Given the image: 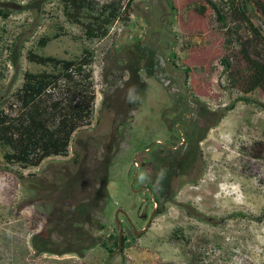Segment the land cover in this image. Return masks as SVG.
Listing matches in <instances>:
<instances>
[{"label":"rangeland","instance_id":"1","mask_svg":"<svg viewBox=\"0 0 264 264\" xmlns=\"http://www.w3.org/2000/svg\"><path fill=\"white\" fill-rule=\"evenodd\" d=\"M88 1L0 0V108L26 72L62 73L30 53L87 57L95 93L66 156L0 146V264H264V0H215L225 24L206 0ZM155 207L139 235L119 213L115 253L117 210L141 229Z\"/></svg>","mask_w":264,"mask_h":264},{"label":"trees","instance_id":"2","mask_svg":"<svg viewBox=\"0 0 264 264\" xmlns=\"http://www.w3.org/2000/svg\"><path fill=\"white\" fill-rule=\"evenodd\" d=\"M67 1L74 3L78 12L89 4L88 0ZM206 2L213 8L220 21L225 24L224 12L220 4L215 0H206ZM243 5L248 7V2L243 1ZM107 10L108 7L105 5L102 12L98 13L94 19L97 20ZM117 10L118 7H115L105 22H108L110 17H116ZM93 11V13L98 12L94 9ZM106 32L105 30L102 34L105 35ZM89 34L98 35L93 31H89ZM45 42L41 41L42 44ZM30 60L60 67L62 73L26 72L23 83L12 95V101L7 107L2 105L0 108V146L7 149L5 159L9 163H18L26 167L38 166L48 157L66 156L72 134L91 120L95 101L93 74L92 70L87 68L91 61L87 57L78 60H61L30 53ZM63 178L57 185L60 190L64 186L71 187L73 190L72 187L81 182L70 176ZM99 193L106 192L102 189ZM80 203L74 207L73 212L68 210L66 215L67 217L74 215L73 223L82 221L83 213L89 211L93 205V201L87 203L84 199ZM126 239L124 235V243ZM89 243L92 244V241L90 240ZM64 250L65 252H78L74 243L59 251L62 253Z\"/></svg>","mask_w":264,"mask_h":264},{"label":"water","instance_id":"3","mask_svg":"<svg viewBox=\"0 0 264 264\" xmlns=\"http://www.w3.org/2000/svg\"><path fill=\"white\" fill-rule=\"evenodd\" d=\"M132 186H133V182H132ZM136 191V190H135ZM123 213L127 216V219L129 221V223L131 224V226L133 227V231H134V235H139V234H142L144 233L146 230L149 229L151 223H152V220L154 219V216L157 212V207H155L152 211V213L150 214V217L145 225V227L141 228V229H137V227L135 226V224L133 223L132 219L129 217L127 211H125L124 209L122 208H119L116 212V221H117V224L119 226V234H118V249L115 253H119L122 251L123 249V245H124V230H123V227L121 226V219L119 218V213Z\"/></svg>","mask_w":264,"mask_h":264},{"label":"built area","instance_id":"4","mask_svg":"<svg viewBox=\"0 0 264 264\" xmlns=\"http://www.w3.org/2000/svg\"><path fill=\"white\" fill-rule=\"evenodd\" d=\"M237 259L240 260V261H237V263L234 262V264H241L240 263L241 262V259L239 257H237ZM230 264H232V263H230Z\"/></svg>","mask_w":264,"mask_h":264},{"label":"clouds","instance_id":"5","mask_svg":"<svg viewBox=\"0 0 264 264\" xmlns=\"http://www.w3.org/2000/svg\"><path fill=\"white\" fill-rule=\"evenodd\" d=\"M118 234H119V233H118ZM123 246H124V245H123ZM116 251H117V250H116ZM116 251H115V252H116Z\"/></svg>","mask_w":264,"mask_h":264},{"label":"flooded vegetation","instance_id":"6","mask_svg":"<svg viewBox=\"0 0 264 264\" xmlns=\"http://www.w3.org/2000/svg\"><path fill=\"white\" fill-rule=\"evenodd\" d=\"M153 211V210H152ZM131 225V224H130ZM133 228V227H132Z\"/></svg>","mask_w":264,"mask_h":264}]
</instances>
